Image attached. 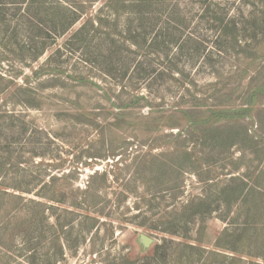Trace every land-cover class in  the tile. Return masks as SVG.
Returning <instances> with one entry per match:
<instances>
[{
  "label": "rangeland",
  "instance_id": "obj_1",
  "mask_svg": "<svg viewBox=\"0 0 264 264\" xmlns=\"http://www.w3.org/2000/svg\"><path fill=\"white\" fill-rule=\"evenodd\" d=\"M19 1L0 0V264H145L163 239L164 264H264V90L192 125L264 85V0Z\"/></svg>",
  "mask_w": 264,
  "mask_h": 264
},
{
  "label": "trees",
  "instance_id": "obj_2",
  "mask_svg": "<svg viewBox=\"0 0 264 264\" xmlns=\"http://www.w3.org/2000/svg\"><path fill=\"white\" fill-rule=\"evenodd\" d=\"M27 2V0H21L17 3H13V4H25ZM34 2V0H33ZM144 2L146 3V1L144 0ZM60 23H62V32L65 33L76 21V18H72V12L65 7H60ZM253 93L250 97V100L247 101L245 103V107L244 108H239V109H213V110H209L208 112L210 113V116L205 120V121H193L192 125L196 126V125H204L209 123L211 120L215 119L216 121L219 120H223V119H233V118H240V117H246V114L249 112V110H251L252 106L255 103V94L259 93V91L261 92V90H264V85H262V87H257L253 89ZM197 107H199L200 105H196ZM185 116L188 115L187 111H182ZM187 155L185 156H190L189 153H186ZM234 181H238V179H233ZM221 196L224 197L222 198L221 202L223 204H225L228 208H233L236 207L237 205L238 207H245L247 206V198H248V193L246 192V185L244 182H241L240 184H233L232 186H227L226 188L221 189L220 191ZM228 194V195H227ZM205 201L203 200H199V202L197 203H192L193 206H198V209H200V205L202 203H204ZM191 204V205H192ZM191 211H194V209L190 208ZM201 210V209H200ZM197 214V211L194 213V215ZM202 214V213H201ZM203 215V214H202ZM250 219H252L250 217ZM249 222L248 220L245 222V225L248 226ZM170 242L167 239H163V244L160 245H156L155 248L153 249L152 252V256H148L146 257V263L145 264H153V261L157 262V260L159 261V264H164V262L167 260V248L169 246ZM177 247H179L181 250H183V252H189V253H194L195 251H198V249L194 246L191 245H177ZM228 250H232L231 252L233 253H238L237 249H228ZM160 251H164V254H162ZM162 254V255H161ZM159 255L161 256V258H159ZM191 256H193L192 254L187 255V259L191 258ZM121 264H134V262L132 261V259H128L125 258L124 260H122L120 262ZM144 264V263H143ZM167 264V263H166Z\"/></svg>",
  "mask_w": 264,
  "mask_h": 264
},
{
  "label": "water",
  "instance_id": "obj_3",
  "mask_svg": "<svg viewBox=\"0 0 264 264\" xmlns=\"http://www.w3.org/2000/svg\"><path fill=\"white\" fill-rule=\"evenodd\" d=\"M143 241H144L145 246L148 247L149 243H150V240L148 238H146V237H143Z\"/></svg>",
  "mask_w": 264,
  "mask_h": 264
}]
</instances>
